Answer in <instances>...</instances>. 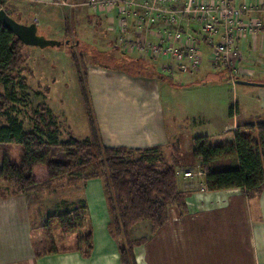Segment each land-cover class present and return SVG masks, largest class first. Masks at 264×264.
Here are the masks:
<instances>
[{"label":"crops","instance_id":"0c3cea01","mask_svg":"<svg viewBox=\"0 0 264 264\" xmlns=\"http://www.w3.org/2000/svg\"><path fill=\"white\" fill-rule=\"evenodd\" d=\"M37 1L46 5L61 4L59 0ZM260 15L263 17L264 13ZM97 19L88 25V30L90 33L92 31V37L99 35L101 47L98 48L103 52H108L111 46L119 49L117 39L113 44L110 31L106 30L109 29L110 19ZM84 43L92 44L89 41ZM119 51L124 56L137 58ZM243 63L255 69L251 78L264 80V27L255 38H248L244 42ZM204 67L196 75L209 73L210 69ZM155 71L157 74L153 72V77L146 82L115 66L100 64L87 67L93 106L106 145L133 148L159 145L166 151L165 163L171 162L166 159L167 151L175 144L180 146L182 158L177 170L181 174L177 177L179 188L190 195L188 210L182 214L178 207H171L168 221L155 233L150 232L149 221L139 222L132 228L133 237L146 236V241L134 248L137 263L264 264V191L256 199L250 200L238 188L209 191L205 178L184 175L185 171L196 172L200 168L199 161H194L191 155L194 137L204 135L216 143H232L236 133L243 132L246 123L264 122V86L241 89L245 97L240 101L238 94L235 98L238 83L232 82L230 77L214 78L215 84H218L215 93L219 102L207 98L200 103L191 102L194 114L200 118L197 127H202L203 134L194 135L191 140L187 138L184 153V128L183 122L179 121L184 117L180 115L178 104L183 97L181 91L189 93L195 84L184 87V82L176 84L174 80H169L168 77L174 75ZM175 76L180 80L185 78L181 72ZM213 76L215 74L211 73L207 78ZM195 81L200 80L196 78ZM223 81L228 85L224 86ZM192 82L188 81V84ZM230 88L234 90L233 100L226 92L229 93ZM231 107L233 114H230ZM169 115L176 116L172 124L168 121ZM238 166L236 156L217 163L219 169ZM28 194L0 196V264H122L120 244L109 228L112 218L102 177L85 180L83 200L86 209L78 210L79 213H87L92 231L93 244L87 256L78 249L36 255ZM76 215L77 211L71 217ZM79 234L82 232L75 231L70 236L76 239Z\"/></svg>","mask_w":264,"mask_h":264},{"label":"trees","instance_id":"16d2710c","mask_svg":"<svg viewBox=\"0 0 264 264\" xmlns=\"http://www.w3.org/2000/svg\"><path fill=\"white\" fill-rule=\"evenodd\" d=\"M3 7L4 3L0 2V8ZM8 13L12 16V12ZM66 34L73 35L69 21L66 22ZM24 45L26 44L0 22V115L16 100V84L27 86L26 77H21V72L26 70L24 64L27 60L22 54ZM71 57L78 74L90 136L85 140L70 137L66 141H60L57 117L48 105L41 104L34 112L33 129L29 131L25 130L18 117L10 116L8 123L0 125V146L17 144L22 153L19 160L9 155L3 157L0 180L10 192L0 190V196L5 198L39 191L44 184H50L64 176L80 178L91 168V172L85 176L86 180L93 177H103L105 180L112 218L109 228L120 244L121 262L138 264L134 248L145 242L146 238L134 241L131 237L132 228L139 222L149 221L152 233H155L168 221L171 207H178L182 214L187 212L186 193L179 188L177 177V168L182 158L180 146L174 145L170 163L159 166L158 155L162 154V147L159 145L143 148L106 145L93 106L87 67L82 66L78 53L73 49ZM118 68L129 71L125 65ZM239 79L264 82L263 79ZM1 88L5 91L2 92ZM230 114H233V107ZM244 126L257 131L258 139L242 132L236 133L232 143H216L208 136H197L192 139L191 155L194 161H199L205 172L207 190L238 188L250 200H254L264 191V122H250ZM55 147L62 152L52 151ZM135 154L139 156L136 157ZM87 156L90 159L85 162ZM233 156L239 162L237 168L217 167L219 160ZM79 209H86L85 200ZM79 209L67 211L66 215L71 216ZM70 218L73 222L62 220L63 232L69 234L80 231L82 234L77 237V244L64 249H78L87 256L93 244L88 215L78 213ZM85 220L87 224L84 223ZM34 247L37 256L63 250L50 248L42 252L36 245Z\"/></svg>","mask_w":264,"mask_h":264},{"label":"rangeland","instance_id":"374dc122","mask_svg":"<svg viewBox=\"0 0 264 264\" xmlns=\"http://www.w3.org/2000/svg\"><path fill=\"white\" fill-rule=\"evenodd\" d=\"M64 1L67 4H63V0H59L61 2L60 5H46L37 0L34 2H26V0H0V2H3L7 6L8 11L14 12L12 14L13 18L18 22L29 24L30 22L37 23V20H39L38 33L40 35L48 39L62 41L61 46L39 47L36 45H24L22 47V54L26 56L27 60L24 64L26 70L21 72V77H26L27 86L22 87L20 84H16L14 87L16 100L0 115V125L8 123L10 116H15L23 122L25 130H32L33 119L35 117L34 112L40 108L41 104H44L45 106L49 105L57 117L56 119L60 128V141H66L70 137L85 140L90 134L89 124L81 97L78 74L71 57V50L73 49L78 53L82 66L88 67V65L101 64L118 68L121 65H125L129 72L140 81L147 82L149 78L153 77L155 66L149 60L140 58L133 60L130 57L124 56L118 48L112 46L108 52L100 50L99 35L96 34L95 37H92V31L90 33L88 30V25L98 20L99 16L91 12V9L86 5L87 0ZM67 21H69L72 27V36L66 34ZM106 30L110 31L108 28ZM110 37L114 44L115 33L110 31ZM84 41H89L94 46L86 44ZM204 66V68L208 67L210 69L209 73L203 72L200 75H196L197 72L195 74H184L185 78L180 80L175 76L177 71H174L172 74L174 76L168 77L169 80H174L176 84L184 82V87L195 84L189 93L181 91L183 97L181 103L178 104L181 111L180 115L184 117L183 119L179 116L181 118L179 121L183 122L182 127L184 128L182 140L184 153H186L187 138L190 139L194 135L203 134L202 127H197V122L200 121V118L194 114L191 102L200 103L205 98L219 102V97L215 93V87L218 84H215L214 78L227 79L230 75L229 70L225 68H211L207 63ZM211 73L215 74V76L208 79L207 76ZM196 78L200 81H195ZM188 81L193 82L188 84ZM221 83L224 86L228 85L225 81ZM241 89H254V85H238L235 98L237 99L238 94V99L243 101L245 94L243 95ZM1 91L4 92L5 90L1 88ZM226 92L229 98L233 100L234 90L230 88L229 93L227 90ZM173 112L175 115L174 109ZM174 117L176 118V116L169 115L168 121L170 124H172L171 122H173ZM242 133L251 134L255 140L258 139V134L255 130L244 127ZM174 147L172 146L167 151V160H171L172 154L170 155V153H173ZM52 151H56L57 153L62 152L58 147L52 148ZM21 153L22 149L17 144L0 146V165L5 155L19 160ZM165 153L166 151L162 150V154L158 155L159 161H157V164L159 166L165 164ZM135 155L136 157L139 156V154ZM89 159L90 157L87 156L85 162ZM90 172L91 168H88L80 178L70 175L64 176L50 184H44L39 191H33L28 194L34 229V243L40 251L43 252L50 248L64 249L77 244L76 240L78 238L71 237V233H64L61 223L64 219L73 220L70 218L71 216L66 215L67 211H73L82 206L84 196L83 184L86 180L85 176ZM201 177L205 178L204 176ZM0 188L5 193L10 192L9 190L7 191L8 188L1 180ZM189 197L190 195L186 193L185 203L187 210ZM84 223L87 224L86 220ZM150 232H152V225ZM131 237L134 241H141L146 236L136 238L131 234Z\"/></svg>","mask_w":264,"mask_h":264},{"label":"built area","instance_id":"2783aa9c","mask_svg":"<svg viewBox=\"0 0 264 264\" xmlns=\"http://www.w3.org/2000/svg\"><path fill=\"white\" fill-rule=\"evenodd\" d=\"M86 5L110 19L109 30L124 54L151 61L160 73L195 74L207 63L229 70L234 83L254 76L255 69L243 63L244 42L264 27V0H87Z\"/></svg>","mask_w":264,"mask_h":264},{"label":"water","instance_id":"95a60500","mask_svg":"<svg viewBox=\"0 0 264 264\" xmlns=\"http://www.w3.org/2000/svg\"><path fill=\"white\" fill-rule=\"evenodd\" d=\"M1 24L12 31L26 45H36L39 47L61 46L62 41L57 39H48L38 33V25L36 22L23 24L15 20L4 8H0ZM238 84H247L254 86H264L263 81H255L248 79H236Z\"/></svg>","mask_w":264,"mask_h":264}]
</instances>
